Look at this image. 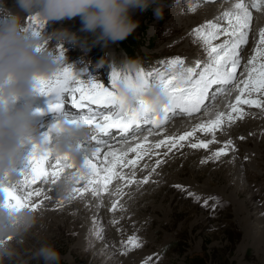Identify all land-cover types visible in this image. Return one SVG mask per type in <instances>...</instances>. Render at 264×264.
Wrapping results in <instances>:
<instances>
[{
    "label": "rangeland",
    "instance_id": "rangeland-1",
    "mask_svg": "<svg viewBox=\"0 0 264 264\" xmlns=\"http://www.w3.org/2000/svg\"><path fill=\"white\" fill-rule=\"evenodd\" d=\"M5 2L8 7L15 4V0ZM159 2L163 5L162 15H154L152 8L134 14L133 18L139 22V26L131 35L135 36L138 43L136 59L140 57L146 62H167L172 57L182 55L187 61L195 64L199 58L207 60V53L201 39L193 34V30L232 10L237 0H201L194 4L193 10H189L187 0ZM212 3H220L216 8L222 11L205 10L207 5ZM251 12L253 23L249 37L255 36L254 32L258 30L256 25L260 27L264 24V11L261 12L263 16L260 11ZM29 17L31 16L24 20L26 26L31 23ZM219 22L227 27L226 17ZM60 27H66L81 36V44H62L53 39L47 41L46 47L56 53L59 47L55 48L59 44L72 47L75 53L70 52L72 58L69 64L74 62V57L82 53L78 63H81L83 58L86 59L78 68L79 71H83L84 66L88 64L113 63L117 67L118 63L128 61L118 43L103 47L99 43L93 44L90 36L86 38V42L79 17L63 24L47 22L41 34L51 33ZM222 37L226 38L220 36L213 44L221 43ZM256 42L259 43L258 38L248 39L247 44L255 43L251 52H254L257 46L261 47ZM247 44L241 49L243 57L248 52ZM262 61L264 57H257V63ZM248 62L244 64V68L248 67ZM186 65L192 64L186 62ZM144 66L149 65L144 63ZM161 67H154L153 70ZM73 68L75 70V67ZM90 69L98 76L107 74L106 67L103 68L102 74L100 68L91 66ZM103 79H106L105 76ZM232 91L234 89L231 93L226 92L219 96L211 105L213 108H208L213 110L212 112L205 113L206 110L205 114L196 118L195 115L191 118L185 117L187 122L183 121L182 115L176 116L161 130L149 136L152 137L147 141L149 145L143 137L140 138L141 141H134L135 144L143 141L141 144L144 148L151 151L146 155L142 152V158L137 160L134 169L132 165L127 167L128 170L121 166V172L131 177L134 170L137 181H142L151 173L148 183L124 186V181L114 179L108 186L109 190L113 192L115 186L121 184L123 193L120 196L102 192L100 197L94 198L90 194L87 199L76 197L70 203L69 200L62 201V191L59 192L60 195L47 194L51 199L44 201L36 210L34 226L16 245L18 257L15 264H43L42 260L34 257V253L45 244L52 245L59 252L60 264H144L148 257H151L148 264H264V109L243 105L245 117L230 126L225 120L224 126L215 132L216 142L210 143L208 149L196 151L190 147L191 142H208L212 139L213 133L202 131H196L195 136L190 137L187 142L182 141L185 148L178 147L169 152L168 146L162 145L161 149L151 146L154 142L159 143L161 139L167 140L170 134L178 137L185 130L192 131L204 118L206 121L214 119L221 110L229 108V102L234 101ZM156 134L160 137H156ZM229 139L235 152L229 149L227 155L222 156L220 160L210 159L207 163H201L213 152L223 148ZM110 144H114V150L124 151L127 147L119 145L120 141ZM31 145L29 149L25 147L24 150L27 151H24V154L28 155ZM132 146L135 145L132 143ZM152 157L156 161H162L159 167H156V161H153L155 159ZM134 159H137L136 153L128 152L126 161ZM93 162L97 164L96 161ZM100 162L98 161L97 165L100 166ZM153 168L155 172H152ZM83 182L81 181L78 187H83ZM39 186L42 187L43 184ZM177 186H183L185 190ZM44 187L46 192L52 191L48 190L47 185ZM188 192L201 197L219 196L223 204L215 210L204 207L203 199L195 202ZM86 195L87 193L84 196ZM36 200L33 197V202ZM113 203H117L116 210H112ZM212 203L213 201H209L210 205ZM121 205L123 207H120ZM92 206L93 212L88 216L84 215L81 208H86L88 213ZM134 235L142 246L125 251L128 248L125 242Z\"/></svg>",
    "mask_w": 264,
    "mask_h": 264
},
{
    "label": "snow or ice",
    "instance_id": "snow-or-ice-1",
    "mask_svg": "<svg viewBox=\"0 0 264 264\" xmlns=\"http://www.w3.org/2000/svg\"><path fill=\"white\" fill-rule=\"evenodd\" d=\"M194 7L195 5L190 6L189 10H193ZM249 7L256 11H264V0H237L233 9L226 11L217 21H208L193 30V34L201 39L204 51L207 53V60L197 61L194 65H186L183 58L175 57L167 62L160 61L162 65L160 69L147 72L140 69L135 73L134 78L127 73L122 77L121 72L113 68L107 83L98 82L91 73L82 77V73L76 72L72 65H68L52 77L39 79L37 92L52 97L48 105L49 111L59 116L57 122L42 135L43 143L51 144L52 134L59 128L62 120L66 123L80 124L92 130L91 138L86 142V146L92 149L91 155L80 167H77L68 155H54L50 147H43L41 143H31V151L21 167L18 186L3 189L6 194L5 206L13 210L24 207L38 210L44 201L51 199L45 189L39 185H49L59 189V183L66 170H73V186L62 195V201H71L76 197L83 198L88 192L94 198L100 197L102 192L120 196L123 193L121 184L118 183L113 192L109 190L108 186L114 179L124 181V186H128L133 183L146 184L151 176L149 173L142 181H137L134 170L131 177L116 171L117 165L123 167L132 165L134 169L137 160L142 158V152L146 155L150 151L141 143L132 146L134 141H139L143 137L147 142L149 136L161 130L176 116L184 115L191 118L193 114L205 112L220 95L231 92L232 89L237 90L238 94L235 95V103L229 104L230 112L221 111L214 119H209L206 123L201 122L192 131L178 137L169 136L167 140L155 143L154 148L159 149L164 145L168 146L170 152L172 149L183 147L181 142L194 137L196 131H202L213 133L212 139L208 142L203 140L191 142L190 147L208 149L210 143L216 142L215 132L224 126L225 120L230 126L245 117L241 105L264 109V99H261L264 98V62L257 64V57H264V30L259 33L261 47L257 48V55L249 60L250 67L245 68L246 78L240 79L237 75V70L241 67V49L248 43L253 20ZM225 17L227 27L219 22ZM29 19L31 23L27 25V29L39 36L45 27V22L38 16H31ZM220 36L226 38L219 44H213V41ZM46 45L47 41L44 42L45 48ZM64 53L65 49L60 45L57 54ZM122 82L135 90L134 105L121 94ZM154 83H159L167 96V102L160 108L150 104L145 97L147 89ZM253 93L261 98H251ZM117 136L121 145L127 146L126 150L112 148L110 141L115 140ZM229 149L235 152L231 139L225 142L223 148L213 152L201 163H207L210 159L218 161L222 156L227 155ZM102 152L103 161L98 166L93 162V158L99 159ZM128 152H135L137 159L126 161ZM161 162L157 160L156 167H159ZM152 172H155V168ZM81 181L85 182L84 186L76 187ZM34 185L37 187H33ZM177 187L185 190L183 186ZM48 190L50 191L51 187ZM187 194L195 202L203 199V206L211 207L213 210L223 204L219 196L201 197L192 192ZM33 197L38 199L33 202ZM209 201L213 203L210 205ZM117 203L112 204V210L117 209ZM125 243L128 246L125 251L142 246L135 235ZM149 260L151 257L146 258L144 264H148Z\"/></svg>",
    "mask_w": 264,
    "mask_h": 264
},
{
    "label": "clouds",
    "instance_id": "clouds-1",
    "mask_svg": "<svg viewBox=\"0 0 264 264\" xmlns=\"http://www.w3.org/2000/svg\"><path fill=\"white\" fill-rule=\"evenodd\" d=\"M149 8L154 15L163 13L159 0H15L13 7L0 0V264H15L18 257L16 245L36 222V210L31 207L19 210L6 207L3 191L6 187L18 186L21 165L26 159V145L41 143L43 147H50L54 155H68L77 167L89 158L92 151L86 146L92 135L90 128L62 120L52 134L51 144H45L42 136L35 134L32 105L26 104L22 109L12 111L11 100L19 94L35 95L39 79L62 71L67 61L65 54L59 55L45 48V41L54 39L74 46L82 42L81 36L66 27L36 36L27 29L25 18L38 16L45 24H63L79 17L84 38L90 36L93 44L106 47L131 36L139 26L134 14ZM120 92L130 104L136 103L133 88L122 82ZM145 97L157 108L167 102L159 83L152 84ZM72 186L73 170H68L59 183V190L67 193ZM34 257L43 264H60L61 259L59 252L48 244L38 248Z\"/></svg>",
    "mask_w": 264,
    "mask_h": 264
},
{
    "label": "bare ground",
    "instance_id": "bare-ground-1",
    "mask_svg": "<svg viewBox=\"0 0 264 264\" xmlns=\"http://www.w3.org/2000/svg\"><path fill=\"white\" fill-rule=\"evenodd\" d=\"M209 2V1H208ZM224 3V2H223ZM220 4V3H219ZM218 4V5H219ZM205 5V4H204ZM217 4H215V3H212V4H208L207 5V7L205 8V10H207V11H216V10H218L217 8H216V6H218ZM206 6V5H205ZM204 6V7H205ZM198 7H199V9H200V6L198 5ZM209 7V8H208ZM225 7V6H224ZM223 7V8H224ZM190 9V8H189ZM225 9H227V7L225 8ZM220 10V9H219ZM218 10V11H219ZM195 11H197V9L195 10ZM220 11H222V9L220 10ZM261 12H263V11H260V13ZM203 13V12H202ZM256 13V12H255ZM258 13H259V11H258ZM219 14H220V12H219ZM224 14V13H223ZM262 14V16H263V13H261ZM221 15V14H220ZM258 15V14H257ZM214 17H216V15L214 16ZM210 20V19H209ZM217 21V20H216ZM261 24H263V23H261ZM226 25V24H225ZM261 26V25H260ZM253 38V37H252ZM257 40V39H256ZM259 41V40H258ZM193 42V41H192ZM194 43V42H193ZM256 43H258V42H256ZM256 47V46H255ZM195 48V47H194ZM258 48V47H257ZM191 49V48H190ZM202 51V50H201ZM248 53V52H247ZM202 54V53H201ZM260 60V59H259ZM248 62V61H247ZM247 65V64H246ZM247 67V66H246ZM231 93V92H230ZM229 93V94H230ZM228 97H230V96H228ZM26 104H30V103H26ZM25 104V105H26ZM32 105V104H31ZM20 106V104L17 102V97L10 103V107H11V109H12V111H14V110H16L18 107ZM211 108H213V107H211ZM256 110V109H255ZM213 110H210V109H207V112H205V113H208V112H212ZM203 113L204 112H202V113H197V114H193V115H195V117L194 118H196V116H199L200 114H202L203 115ZM204 113V114H205ZM44 118L43 119V121H42V123H40V121L34 126L35 127V129H36V135H39V136H42L43 134H44V128L46 127V125H47V123L48 122H53V121H57L58 119H59V116H58V114L57 113H55V112H51V113H47V114H41V115H39L38 116V118L40 119V118ZM182 119H183V117H181ZM180 118V119H181ZM193 118V119H194ZM199 119V118H198ZM203 120H205V118L203 119ZM208 120V119H207ZM174 121V120H173ZM179 122H180V120H178ZM183 121H188V119H185V117H184V120ZM199 122H201V121H199ZM183 124V123H182ZM176 125V124H175ZM179 127H180V125H179ZM178 129V128H177ZM165 130V129H164ZM183 131V130H182ZM168 132V131H167ZM162 133V132H161ZM179 133V132H178ZM169 134V133H168ZM145 135H146V133H145ZM181 135V134H180ZM159 136V135H158ZM157 136V134H156V137H158ZM170 136H171V134H170ZM174 136V135H173ZM160 137V136H159ZM164 137V136H163ZM150 137H148V139H149ZM152 138V137H151ZM151 138L149 139V141L151 140ZM160 139V138H159ZM152 140H154V139H152ZM158 140V139H157ZM162 140V139H161ZM115 141H120V138H119V136H117L116 137V139L115 140H112V141H110V142H115ZM141 141V140H140ZM143 142V141H142ZM141 142V143H142ZM154 141H152V143H153ZM185 142H187V141H185ZM148 143V145H149V142H147ZM154 143H156V142H154ZM153 143V144H154ZM133 144L135 145V143L133 142ZM182 144H184V143H182ZM30 145H31V143H30ZM29 145V146H30ZM114 144H112V146H113ZM116 145H117V143H116ZM119 145H121V144H119ZM147 145V146H148ZM28 145L26 146L27 147V149H29L30 147H29ZM32 146V145H31ZM151 146H153V145H151ZM146 147V146H145ZM150 147V146H149ZM117 148H119V147H117ZM164 148V147H163ZM166 148V147H165ZM181 148H185V145L183 146V147H181ZM27 149H26V151H27ZM161 149V148H160ZM106 150V149H105ZM119 150V149H118ZM121 150V149H120ZM164 150V149H163ZM168 150V149H167ZM25 151V150H24ZM26 151H25V153H26ZM30 151V150H29ZM28 151V152H29ZM151 151V150H150ZM149 151V152H150ZM165 151V150H164ZM179 151V150H178ZM196 151H199V150H197L196 149ZM142 152V151H141ZM148 152V153H149ZM159 153H161V152H159ZM164 154V153H163ZM25 155V157H27V154H24ZM159 155V154H158ZM144 156V155H143ZM149 156V155H148ZM150 156H151V154H150ZM154 156V155H153ZM157 156V155H156ZM103 153L101 154V157L99 158V159H96V158H93V160L94 161H96L97 162V164H98V161H101L99 164H101L102 163V161H103ZM146 157V156H145ZM144 157V158H145ZM159 157V156H158ZM148 158V157H147ZM146 158V159H147ZM154 157H152V159H153ZM157 158V157H156ZM163 158V157H162ZM145 159V160H146ZM155 159V158H154ZM160 160V159H159ZM163 160V159H162ZM153 161H156V159L155 160H153ZM147 162V161H146ZM145 162V163H146ZM144 164V163H143ZM99 166V165H98ZM129 167V166H128ZM127 168V167H126ZM123 169H125L124 167H123ZM130 169H132V167L130 168ZM126 170H128V168L126 169ZM116 171H122V167H121V165H117V168H116ZM147 171V170H146ZM67 172V171H66ZM132 173V172H131ZM128 174V173H127ZM259 178V177H258ZM81 184V183H80ZM80 184H77L76 186L78 187V185H80ZM83 184H84V182H83ZM41 186H42V184H41ZM43 186H45V185H43ZM42 186V187H43ZM48 186V188H50L51 187V192L50 193H48L47 192V194H61V193H59L61 190H59V189H57L56 187H52V186H49V185H47ZM34 187H36V186H34ZM44 189L46 190V188L44 187ZM91 193L90 192H88L87 193V195L86 196H84L83 198H80L79 197V199H87L88 198V196L90 195ZM36 199H38V198H36ZM35 202V201H34ZM49 202H52V201H49ZM68 203H70V201H68ZM94 204V202L91 204V205H93ZM92 208H93V206L92 207H90L89 208V211H88V213H86V208H81L82 209V211L84 212V215H87L88 216V214L89 213H91V212H93V210H92ZM89 223H90V221H89Z\"/></svg>",
    "mask_w": 264,
    "mask_h": 264
},
{
    "label": "trees",
    "instance_id": "trees-1",
    "mask_svg": "<svg viewBox=\"0 0 264 264\" xmlns=\"http://www.w3.org/2000/svg\"><path fill=\"white\" fill-rule=\"evenodd\" d=\"M121 47L129 56H133L138 48L135 40L132 39L131 36H129L126 40L121 41Z\"/></svg>",
    "mask_w": 264,
    "mask_h": 264
}]
</instances>
